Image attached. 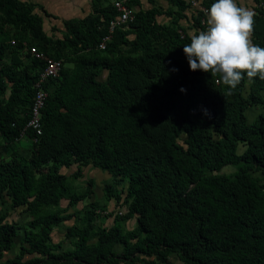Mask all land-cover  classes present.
Here are the masks:
<instances>
[{
  "label": "trees",
  "instance_id": "1",
  "mask_svg": "<svg viewBox=\"0 0 264 264\" xmlns=\"http://www.w3.org/2000/svg\"><path fill=\"white\" fill-rule=\"evenodd\" d=\"M28 1L0 0V151L8 156L0 159V202L23 207L27 219L21 227L0 215V264H172L171 255L183 264H264V113L251 123L245 115L264 109V80L245 76L230 91L219 77L190 71L184 0H164L166 10L156 0H146L147 10L127 0L139 10L104 51L98 45L118 16L113 2L91 0L90 13L63 21L65 32L54 38ZM254 1L251 39L264 48V0ZM206 19L202 11L193 16L195 33ZM30 48L63 66L44 84L41 135L27 131L31 149L21 157L7 150L28 122L42 68ZM73 165V173L60 172ZM86 167L110 175L106 202L120 200L115 187L126 183V213L113 215L109 228L97 224L106 216L95 203L68 213L94 194L93 179L76 189ZM226 167L235 170L221 173ZM68 220L73 225L54 243L53 230ZM19 230L18 252L5 260Z\"/></svg>",
  "mask_w": 264,
  "mask_h": 264
},
{
  "label": "clouds",
  "instance_id": "2",
  "mask_svg": "<svg viewBox=\"0 0 264 264\" xmlns=\"http://www.w3.org/2000/svg\"><path fill=\"white\" fill-rule=\"evenodd\" d=\"M255 12L237 0H215L206 10V30L183 46L190 71L219 77L231 91L247 77L264 80V48L252 42ZM229 91V94H230Z\"/></svg>",
  "mask_w": 264,
  "mask_h": 264
},
{
  "label": "rangeland",
  "instance_id": "3",
  "mask_svg": "<svg viewBox=\"0 0 264 264\" xmlns=\"http://www.w3.org/2000/svg\"><path fill=\"white\" fill-rule=\"evenodd\" d=\"M110 2H112V0H109ZM155 6L162 9V10H166L167 5L166 3L162 2V1H158L155 3ZM150 8V7H148ZM168 9V8H167ZM200 11V9L198 10L196 7L191 6L189 7V9L187 10L186 14H187V22L186 24H184L185 29H193V23H192V19L193 16L196 15V13ZM157 21L161 24H167L168 23V19L164 18V17H159L157 18ZM48 23V21L46 22ZM46 23H44V27L46 26ZM190 25V27L188 26ZM46 33L49 35H54V33H56V31H52L51 29H46ZM62 34L60 35H56V37H61ZM133 37H130V39H132ZM4 40H9V36H5ZM8 61V58H7ZM247 89L245 88L244 91V95H246ZM264 96V93H263ZM264 113V109L260 108V107H252L249 108L245 115H246V119L248 123H251L259 114H263ZM185 139V136H181L180 139V143H182L181 141ZM21 142L24 141V139L20 140ZM31 144V142H30ZM20 146L19 143H16L14 145L9 146L8 148V155L9 154H14L15 149H18ZM244 148L242 146H239L238 148V153L241 154L243 152ZM28 153H26L25 156H27ZM22 157V155H20ZM0 159H8V156L5 154V152L3 150L0 151ZM77 166L73 165L70 169H61V173H73L76 170ZM234 168L232 167H226L224 168L221 173L224 174H231L234 172ZM255 176H258V174H254ZM89 179H93L94 180V194L92 195L90 200H87L83 203L78 204V206L76 208H68V213H73L76 210H80L82 209V207H84L86 204L88 203H95L97 205H99L100 209H102L103 211L100 213V217H102L103 215L106 217H102L101 219H98L97 224H101L104 227H111L112 226V220H113V215L115 214H124L126 213V206L123 202V197H124V193L121 195L122 192H124L125 188H126V183L125 182H121L119 184V186L115 187L116 189V193H114V197L119 196L121 198H119L120 200H117L116 198H113L111 200H109L108 202H106L102 196L103 194V187L104 184L108 181H110L111 177L108 173L106 172H102L99 169H94L91 167H86V168H82V177L79 178L78 180L75 181V185H76V189L83 190L86 187V182ZM120 192V193H119ZM67 206V201H61V207H66ZM0 210L1 212H4L7 214V219L6 222H11L12 220L14 222L17 223V225L19 226H24V224L27 222L26 219V214H25V210L23 207L20 208H16V209H12L9 204H5L3 205V203L1 204L0 202ZM0 212V213H1ZM104 212V213H103ZM99 217V218H100ZM65 226L62 227H58V229L54 230V236L52 238V241H56V239H58V237L62 235L63 229ZM134 227V223L133 221H129L128 223H126V228L131 229ZM23 230H19L18 231V236L15 239V245H14V249H12L10 252H7L5 254L4 259H9L11 257L14 256V254H16L18 252V247H19V241L23 236ZM57 242V241H56ZM55 242V243H56ZM170 261L172 264H183L181 262L178 261L177 257L175 255H171L170 257Z\"/></svg>",
  "mask_w": 264,
  "mask_h": 264
},
{
  "label": "crops",
  "instance_id": "4",
  "mask_svg": "<svg viewBox=\"0 0 264 264\" xmlns=\"http://www.w3.org/2000/svg\"><path fill=\"white\" fill-rule=\"evenodd\" d=\"M20 1L21 2H29L28 0H20ZM113 1L114 0H112V2ZM158 1H162V2L166 3L167 8L170 7V5L166 1L156 0V2H158ZM184 1L188 2V0H184ZM202 1L203 0H197V3L199 6H196V8L198 10L201 7L200 4L202 3ZM90 2H91V0H30V3H32L38 7L34 10V12L37 13L38 15H40L43 19V30H44V32L46 33V29H51V30L55 29L56 33H54V35H49L46 33L48 37L54 36V38H61L62 35H61V37H56V35H60V34H63L65 32L64 27H63V21L70 20V19H83L84 17H86L90 13ZM140 3H141V8L143 10H147V9L151 8V5H149L146 0H140ZM237 4L239 6L249 8L254 12L257 9V5H256V2L254 0H237ZM40 7L46 13L53 16L54 18L45 17L43 12L39 9ZM148 7H150V8H148ZM134 8H135V11L139 10V7H134ZM263 9H264V7H263ZM186 16H187V14H186ZM47 21H48V23H46ZM186 22H187V19H184L180 22V25L184 29H185L184 24H186ZM44 23H46L45 27H44ZM203 24H204V21H203ZM188 26L190 27V25H188ZM185 30L189 36H191V34L195 33L194 28L191 30L190 29H185ZM106 76H107V72L103 71L99 80L104 81L106 79ZM0 141H2V140L0 139ZM30 142H31V140L29 138H24V141L17 142L20 144V146L18 149H15L14 154H16L18 156L22 155L23 157H27L29 155V152L31 149ZM26 153H28L27 156H25ZM4 200L6 201L5 204H9V206H10V201L8 200V198L6 197ZM0 212H1V210H0ZM4 213H5V211L1 212L0 215L4 214ZM69 214H71V213H69ZM73 223H74L73 220H68V221L62 222L60 224L59 227H62V226H65V227L63 229L61 237L59 236L58 239H56L57 242H60L64 239V234L66 232V229L68 227H71L73 225ZM133 223H134V221H133ZM53 236H54V230L51 234V238H53ZM56 241H54V243ZM114 250L119 253L121 251V246L117 245ZM16 254H14V256Z\"/></svg>",
  "mask_w": 264,
  "mask_h": 264
},
{
  "label": "built area",
  "instance_id": "5",
  "mask_svg": "<svg viewBox=\"0 0 264 264\" xmlns=\"http://www.w3.org/2000/svg\"><path fill=\"white\" fill-rule=\"evenodd\" d=\"M188 3L189 5L194 7L199 6L197 0H188ZM113 5L118 12V16L114 21L110 23L109 34L105 36L98 45V48L101 51H104L106 49L107 43L111 40V34L116 28L128 25L134 20V13L136 12L135 8L130 7L127 3V0H114ZM200 11H202L206 15V10L204 8L200 7ZM10 44L14 45L15 42L11 41ZM29 54L36 61L42 63V68L40 69L38 74V81L34 85V95L32 105L29 111V119L26 123V126L22 129L19 134V141L26 138L27 131H31L33 135L36 136L41 135L42 110L44 109L47 101V92L44 90V84L49 79H56L59 76L63 66L62 60L58 61L49 58L43 53L39 52L36 48H30Z\"/></svg>",
  "mask_w": 264,
  "mask_h": 264
}]
</instances>
